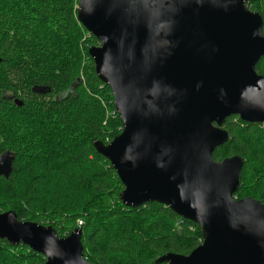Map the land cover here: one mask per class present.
Masks as SVG:
<instances>
[{
	"label": "water",
	"instance_id": "water-1",
	"mask_svg": "<svg viewBox=\"0 0 264 264\" xmlns=\"http://www.w3.org/2000/svg\"><path fill=\"white\" fill-rule=\"evenodd\" d=\"M250 1H79L78 19L99 41L89 54L123 123L111 142L96 143L124 185L123 204L162 203L203 234L189 254L166 253L157 263L264 264V204L234 197L244 159L213 158L230 139L228 117L264 123V75L256 70L264 18ZM14 160L9 150L0 154V176H10ZM82 237L80 226L59 236L52 225L0 213V238L42 253L45 264H94Z\"/></svg>",
	"mask_w": 264,
	"mask_h": 264
},
{
	"label": "trees",
	"instance_id": "trees-1",
	"mask_svg": "<svg viewBox=\"0 0 264 264\" xmlns=\"http://www.w3.org/2000/svg\"><path fill=\"white\" fill-rule=\"evenodd\" d=\"M79 1L0 0V66L8 68L0 77L4 72L10 77L22 74L19 82L32 93L35 86L49 88L48 93L69 90L68 97L55 101L68 105L57 119L33 110L6 119L0 112V154L9 150L15 155L13 172L8 178L0 176V192L12 195L24 183L19 196L0 197V213L13 210L20 220L52 225L59 236L69 235L82 218L78 226L83 230L84 256L94 264H168L157 259L166 253L189 254L203 241L201 228L159 202L123 204L124 185L96 147L119 135L123 123L112 89L97 76L89 54L99 41L79 21ZM248 7L264 18V0H251ZM256 70L264 75V55ZM19 82L0 80V94L7 89L18 93ZM223 127L230 139L213 158L241 156L244 164L234 197H253L264 204V126L232 115ZM71 180L79 182L70 193L75 202L81 198L78 204L84 202L81 209L57 205L64 184ZM52 193L56 195L48 197ZM44 197L46 204L36 210ZM45 262L46 257L28 245L0 238V264Z\"/></svg>",
	"mask_w": 264,
	"mask_h": 264
},
{
	"label": "rangeland",
	"instance_id": "rangeland-1",
	"mask_svg": "<svg viewBox=\"0 0 264 264\" xmlns=\"http://www.w3.org/2000/svg\"><path fill=\"white\" fill-rule=\"evenodd\" d=\"M32 1V0H29ZM8 4V3H7ZM79 7V3L75 4V8L76 10ZM86 63V60L84 58L83 64ZM8 70V68L6 69V65L0 66V72L2 73L3 71ZM20 72V71H19ZM22 74H15L12 77L8 76L5 72H4V78L8 81L9 84H14L16 85L19 81H22L23 79L19 80L18 76H21ZM3 75H1L0 80L4 81ZM22 86H20L21 88L18 89V93L20 94V96L27 102V104L24 106V108H19L16 106H13V108H11L10 106H5V109L3 111V117L9 118L10 115L12 114H17L19 112L24 113L25 111L27 112L28 110H33L36 115L38 114V112H44L49 114L50 118L51 116H55L54 119H57L60 116V113L62 111H67L68 105H66V103H57L55 102V97H52L50 95L48 96H39V95H35L34 93H32L31 91V87H28L27 84L21 83L19 82ZM24 85V86H23ZM13 111V112H12ZM262 126L264 125V123H261ZM67 125V123H66ZM32 173L35 172V170H31ZM64 180H67L66 178H64ZM24 185V183H21L19 187H17V189H15L16 192L13 191L12 195H6L3 194L5 192H0V197L3 195L4 198L7 199H13L14 196H19L20 195V189L21 187ZM76 185H79V182L76 180H71L70 182H66L64 184V189L62 191V194L60 196V198L57 200V205H70L73 206V208L75 209H81L84 205V202L82 204H78L80 199L79 197H77L76 202L73 199L71 193H70V189ZM47 190H43L42 192H46ZM39 195V192H38ZM56 195V193H52L50 196L48 197H52ZM48 197H44V198H40L37 201V205H36V210H41L42 207L46 204L47 198ZM18 199H21L20 197H18ZM1 207V206H0ZM83 220L82 218H78L77 219V224L80 225L82 224ZM77 225V227H79ZM77 227H74L73 230Z\"/></svg>",
	"mask_w": 264,
	"mask_h": 264
},
{
	"label": "flooded vegetation",
	"instance_id": "flooded-vegetation-1",
	"mask_svg": "<svg viewBox=\"0 0 264 264\" xmlns=\"http://www.w3.org/2000/svg\"><path fill=\"white\" fill-rule=\"evenodd\" d=\"M39 87H43V86H39ZM44 88L46 89V87H44ZM33 92L35 95H39V96L50 95L52 97H55V101H60L61 99H64V98L68 97V95H69V90L63 91L61 93H59V92L58 93H54V92L48 93V92H50V90L45 92V93H41V92H37V91H33ZM17 100L23 101V105L19 106L17 104ZM0 102H2L1 103L2 105L4 104V107L10 106L11 108H13V106L23 107L26 103V101L20 96L19 93H15L14 91H12L10 89L2 91V94H0Z\"/></svg>",
	"mask_w": 264,
	"mask_h": 264
},
{
	"label": "built area",
	"instance_id": "built-area-1",
	"mask_svg": "<svg viewBox=\"0 0 264 264\" xmlns=\"http://www.w3.org/2000/svg\"><path fill=\"white\" fill-rule=\"evenodd\" d=\"M264 126V125H263Z\"/></svg>",
	"mask_w": 264,
	"mask_h": 264
}]
</instances>
